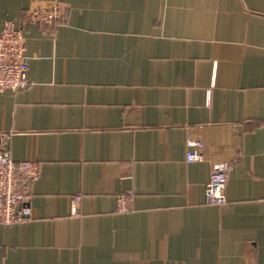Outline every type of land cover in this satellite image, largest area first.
I'll return each instance as SVG.
<instances>
[{"label": "crops", "instance_id": "crops-1", "mask_svg": "<svg viewBox=\"0 0 264 264\" xmlns=\"http://www.w3.org/2000/svg\"><path fill=\"white\" fill-rule=\"evenodd\" d=\"M8 21L30 85L0 95V150L40 173L0 264H264V0H0ZM217 163L228 203L209 206Z\"/></svg>", "mask_w": 264, "mask_h": 264}, {"label": "built area", "instance_id": "built-area-1", "mask_svg": "<svg viewBox=\"0 0 264 264\" xmlns=\"http://www.w3.org/2000/svg\"><path fill=\"white\" fill-rule=\"evenodd\" d=\"M61 12L58 6L51 9L38 8L29 13V20L38 24H52L59 20ZM30 85L29 57L26 38L14 22H6L0 32V95L6 91L18 92ZM188 162H202L203 144L201 141L187 138ZM227 163H217L212 167L210 179L205 189V203L209 206H224L228 203L227 184L231 173ZM40 167L35 161L15 162L10 151L0 150V225L12 226L29 222L31 210L26 206L30 182L39 178ZM133 193L121 195L117 199V211L129 212L128 201ZM81 195L72 199V214L79 213Z\"/></svg>", "mask_w": 264, "mask_h": 264}]
</instances>
